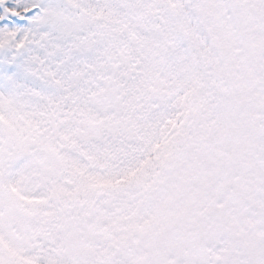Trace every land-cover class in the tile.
Instances as JSON below:
<instances>
[{"label":"snow or ice","instance_id":"obj_1","mask_svg":"<svg viewBox=\"0 0 264 264\" xmlns=\"http://www.w3.org/2000/svg\"><path fill=\"white\" fill-rule=\"evenodd\" d=\"M0 264H264V0H0Z\"/></svg>","mask_w":264,"mask_h":264}]
</instances>
